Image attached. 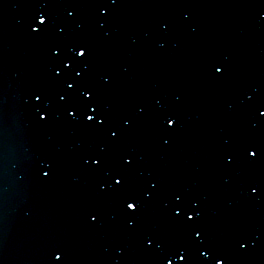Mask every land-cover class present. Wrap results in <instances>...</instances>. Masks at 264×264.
Instances as JSON below:
<instances>
[{"label":"water","instance_id":"1","mask_svg":"<svg viewBox=\"0 0 264 264\" xmlns=\"http://www.w3.org/2000/svg\"><path fill=\"white\" fill-rule=\"evenodd\" d=\"M43 3L0 0V264H54L56 249L63 264H185L175 253L187 264H264V188L250 190L264 182V160L242 151L264 144L257 111H264V0H119L110 15L81 6L75 17L65 0ZM45 10L53 23L35 33ZM80 42L90 48L86 61L72 51ZM214 66L226 71L218 75ZM57 67L73 79L86 74L107 127L123 129L119 141L89 126L83 112L78 121L69 117L78 98L61 104ZM41 91L43 104L34 99ZM41 108H51L52 119L41 122ZM173 113L179 125L165 127L160 117ZM105 147V167H89ZM128 152L137 162L132 190L160 183L135 227L108 175ZM174 194L199 201L202 220L189 227L174 217ZM152 235L154 247L145 240Z\"/></svg>","mask_w":264,"mask_h":264},{"label":"snow or ice","instance_id":"2","mask_svg":"<svg viewBox=\"0 0 264 264\" xmlns=\"http://www.w3.org/2000/svg\"><path fill=\"white\" fill-rule=\"evenodd\" d=\"M119 0H110V3H105L104 0H65L67 9H71L68 11L69 17H75L77 12L74 10L78 7H95L102 11L104 15L111 14V7L116 5ZM48 0H44V3L41 7L47 9ZM38 25L33 28L35 33H42L46 31L49 26L53 23L51 14L46 10L43 12H39L38 16ZM32 26L30 25V28ZM81 28L84 26L81 24ZM65 32L64 28L60 29V33L63 34ZM78 49L77 58L81 61H86L87 57L90 54V48L88 44L84 42H80L72 48V51H76ZM56 55L62 56L63 50L60 46L56 47ZM63 63V61H61ZM68 73L75 71V64L72 62V58H69V62L67 64ZM214 70L216 74L223 75L226 71V68L223 66H214ZM66 72L61 71L59 67L54 70V76L63 84L66 89L63 92L57 93L59 101L61 104H68L69 100L72 97H77L78 102L72 104L69 108L66 109L68 115L73 120H79L81 112L86 116V123L89 126H92L97 129H105L110 133V138L117 142L120 139L121 133L123 129L121 127H117L115 131L112 128L107 127L110 121V117L108 114L101 111V101L99 99V94L95 86L90 84L87 80L86 74L84 72L76 73V78L73 79L71 75ZM66 77V78H65ZM72 82H69V81ZM34 99L40 104H43L47 99V94L44 91L39 93H34ZM249 100L252 99L251 96L248 97ZM264 107V105H262ZM74 109V110H73ZM89 110L91 114L89 113ZM260 116L264 117V111L257 109ZM140 112L143 113L144 109H140ZM37 118L41 120V122H47L52 119V111L51 108L45 110L43 108L37 112ZM163 121L165 127L171 126L176 127L180 123V119L176 114H164L160 117ZM128 127L132 126L131 120H126ZM242 151L246 154L247 159L251 161H260L264 160V144L258 142H249L247 145L243 146ZM106 152L107 148L101 150L97 156H92L87 159V164L89 167L94 169H103L106 164ZM94 161V163H93ZM227 161L229 163L236 162L235 154H229L227 156ZM136 160L134 155L131 152L125 153L122 157V164L118 170H114L108 173L111 178L110 188L112 191H118L124 199V205L127 210L128 217L132 220V227L136 225V218L139 217L141 213V209L145 205L146 200L155 199L159 194L160 183L159 181L152 182L149 181L148 188H137L132 190L129 185L131 182L132 175L137 172ZM53 165H47V171L41 170V175L45 178L49 177L52 174ZM264 188V182L261 183H253L250 185V190L252 194L259 195L261 189ZM104 190H109V185L107 181H104ZM147 193L145 196L143 193ZM175 200L177 201L175 207L173 208V216L177 219H182L183 223L187 226L192 227L196 225L203 218V211L201 209V205L199 201L195 202V206H193V202L189 199H186L183 194H174ZM90 219L93 222H98L99 213H90ZM194 236L197 238H203V230L193 228ZM146 244L148 246H156L157 237L155 235L146 236L145 237ZM243 250H247L249 248V244L245 243L243 240L239 241ZM162 246V245H161ZM204 257L209 260L214 259L212 257L211 252L205 251L203 253ZM174 256L178 258L180 261H184L187 264L186 255H179V253H175ZM53 261L54 264H63L64 262V253L60 249H56L53 252ZM167 264H173L172 259H167ZM218 264H225L224 259H220Z\"/></svg>","mask_w":264,"mask_h":264}]
</instances>
